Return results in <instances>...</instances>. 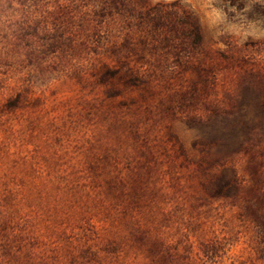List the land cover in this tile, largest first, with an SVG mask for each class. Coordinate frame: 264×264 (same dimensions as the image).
<instances>
[{"label":"rangeland","instance_id":"obj_1","mask_svg":"<svg viewBox=\"0 0 264 264\" xmlns=\"http://www.w3.org/2000/svg\"><path fill=\"white\" fill-rule=\"evenodd\" d=\"M0 264H264V0H0Z\"/></svg>","mask_w":264,"mask_h":264}]
</instances>
